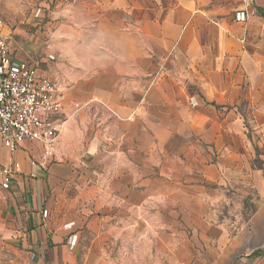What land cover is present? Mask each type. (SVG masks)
Instances as JSON below:
<instances>
[{"label":"crops","instance_id":"crops-1","mask_svg":"<svg viewBox=\"0 0 264 264\" xmlns=\"http://www.w3.org/2000/svg\"><path fill=\"white\" fill-rule=\"evenodd\" d=\"M145 1L56 0L49 28L52 59L48 69L39 66L31 55L34 51L14 48L9 41L11 52L36 64L41 75L62 82L64 116L74 107V94H98L123 115L132 111L163 112L166 119L179 120L187 128V161L182 166H166L148 158L146 166L134 167L127 156H131L132 148H124L123 143L137 141V128L142 125L138 116L122 123L132 130H118L113 147L105 145L109 132L81 137L84 153L99 149L98 157L106 158L108 150L114 148L122 159L113 178L107 181L100 174L90 188L93 194L88 195V206L98 208V212L109 208L114 213L113 222L106 215L88 219V230L94 231L89 240L92 235L99 241L97 247L89 243L90 255L96 248L102 254V243L112 235L121 240L132 238L140 230L139 223L152 242L154 221L139 211L145 205L177 207L184 215L185 207L193 205L195 242H179L186 238L184 220L179 221V229L163 225V247L187 256L188 262L179 259L178 264H234L236 255L264 249V155L260 154L262 167L252 166L249 147L237 144L245 138L240 113L244 108L259 134L260 145H264V0H172L164 9L153 6V0L149 5ZM252 7L258 9L256 16L249 15L245 21L235 19L238 10L249 12ZM94 81L98 86H87ZM195 101L198 103L193 105ZM154 115L147 117L153 122ZM146 123L147 141L153 144V151L155 143L166 142L168 136L156 133L154 123ZM76 124L72 118L63 117L54 143L57 162L47 178L56 190L66 175L61 170L62 162L79 147L72 145L80 140L72 134ZM38 150H42L39 142L23 144L18 153L21 170L11 188L3 189L10 195L4 208L15 223L11 232L34 252L47 250L48 242L63 243L65 234L59 232L62 220L58 212L61 204L69 202L46 198L49 191L44 166L29 162L30 155ZM11 161L0 143V167ZM227 182L236 192H256V210L249 218L218 214L214 188ZM109 191L115 193L113 198H109ZM207 198L211 201L209 213L203 210ZM66 224H62L63 229H67ZM172 239L178 243H171ZM59 249L67 255L66 246L49 251ZM238 264H264V253L241 259Z\"/></svg>","mask_w":264,"mask_h":264},{"label":"rangeland","instance_id":"rangeland-1","mask_svg":"<svg viewBox=\"0 0 264 264\" xmlns=\"http://www.w3.org/2000/svg\"><path fill=\"white\" fill-rule=\"evenodd\" d=\"M153 1V6L155 5L158 9H164L170 6L172 2V0ZM145 2H149L147 3V5H149L152 3V0H146ZM55 4L56 0H0V19L2 20V24L0 25L1 33L9 39L8 41H11L10 43L14 48L22 51L26 49L34 51L35 54L31 53V55L44 70L48 69V62L52 59L49 55L51 52L49 28L51 12ZM37 10H40L38 15ZM87 86H98V82H89ZM71 99H73V103H79L80 107L77 110L73 107V109L68 110L67 115L63 117L64 120L72 118L77 122L73 127L72 134L76 137H80V140L72 143V145H78L79 147L74 149V153L71 152V155L62 162L64 166L61 167V170L64 171L66 175L64 176L65 179L62 181L63 184L61 183L59 190H56L54 187L52 188L48 184L49 175L52 173V166L57 162L55 159V150L54 155L42 168L46 178L48 177L46 179V187L48 188L49 195L46 196V198L55 201H58V199L69 201L67 204H61L58 212L59 218L62 220L59 225V232L65 234L63 243L54 244L48 242L47 250H37V252L26 249L22 245L21 237L11 232L15 223L13 224V222L8 219V211L4 208V202L6 199L10 198V195L8 196V192L3 190L0 185V264H94L99 262H106L108 264H178L181 261L179 259H185V261L188 262L187 256L174 254L173 251H176V249L171 248L168 250L163 247L164 239L161 230L164 229V224L171 225L174 229H179L181 228L179 221L183 222L185 220L183 230L186 232V238L181 239L179 242H195V239L192 238L194 235L193 227L196 225V212L193 205L185 207V215L184 212L179 213V208L177 207L160 208L145 205L142 210L139 211L140 214L148 216L154 221L155 235L152 242L150 238L149 240L146 239L145 228L139 223L138 226L140 230L138 233H134L132 238L126 236V240H121L116 239L115 236L112 235L102 243L104 248L102 254L98 253L97 248L94 254L90 255L88 253L90 242H94L96 247L99 243L96 238H92V235L91 240H89L90 232L93 230H88V219L93 216L104 217V215H106L110 216V221H114V213L110 212L109 208L106 210L103 208L101 212H98V208L88 206V195L93 194V190H90V188L98 181L100 174L101 177H106L107 181L111 179V177L113 178L115 169L121 168L122 159H119L118 155L113 152L114 148L108 150V153L105 154L107 155L106 158L98 157L99 149H97L95 153H84L82 151L83 144L79 143L83 135L89 136L91 134L92 137H95L98 133L103 134L109 132L105 145H107V147H113L116 144L115 135L118 130H122V128L125 132H130L132 130L130 125L122 126V123L132 121L138 116L140 120L139 124L142 125H139L137 128V141L123 143L124 148H132L131 156L129 153L127 156H129V159L133 160L134 167L146 166L148 158H154L155 161L159 160L161 164L165 162L166 166H182L185 165L187 161L186 158H184V148L187 144V128L182 126L179 120L176 122L174 119H166L163 116V112L132 111L128 115H123L112 103L106 101L103 96L98 94L85 95L76 93ZM107 106L116 110L119 116L109 111ZM153 113L155 114V119L152 122L151 119H148L147 115ZM240 113L243 115L242 127L245 138L243 137V143L238 141L237 144L241 146V148L247 145L252 155L249 159L250 165L261 167L263 166V161L260 154L264 155V145H260L258 138L259 134L256 128L252 126L247 111L243 108L240 110ZM177 115L178 113H176V116ZM159 116L161 118H159ZM147 120L149 123H154L156 125V127H154L156 133L168 136L166 142L155 143V149L153 151V144L147 141ZM105 127L108 128L106 129ZM100 130L103 132H100ZM110 136L113 138H110ZM205 145L206 144H204V146ZM41 151L38 150L33 153V156L30 155L29 162L31 163ZM36 165L39 166L38 163ZM103 173L107 175L104 176L102 175ZM225 184H228V186ZM248 186L250 187V185ZM233 188L234 187L230 186L228 182L221 186H215V197L217 198L215 201L219 202L218 214L221 216L230 215L233 217L234 215H242L243 218H249L256 210V192L247 190L246 192L248 193L236 192ZM108 194L109 198H113L115 195L113 191H109ZM140 198H142V196H140ZM206 205V207H203V210L209 213L211 205L210 198H207ZM65 222L68 223L65 225L67 229L62 228V224ZM95 224L98 226L99 223ZM68 225H71V227H68ZM181 226L183 225L181 224ZM165 229L169 231L170 228L167 227ZM214 232H218L217 229L214 230ZM71 233L77 235V243L74 246H71L68 242L69 240H67ZM152 243L154 247L153 253L150 252ZM171 243H178V240L172 239ZM64 246H66L68 250L67 255L61 249L57 252L54 250L51 252L49 251V249L53 247ZM38 247H41V244H39ZM262 250L264 249H257L249 255H246L245 252L238 254L235 256L234 264H238V261L241 259L256 258L257 256L253 255L254 252ZM167 251L170 253L168 254ZM38 252L41 253L39 254Z\"/></svg>","mask_w":264,"mask_h":264},{"label":"built area","instance_id":"built-area-1","mask_svg":"<svg viewBox=\"0 0 264 264\" xmlns=\"http://www.w3.org/2000/svg\"><path fill=\"white\" fill-rule=\"evenodd\" d=\"M40 10H37V15ZM258 9L249 12L238 10L237 21H245L248 16H256ZM2 20L0 19V25ZM62 82L39 73L36 64L26 59H18L11 52L8 38L0 30V143L8 150L12 161L0 167V185L10 189L13 179L21 170L18 153L27 141L42 144V151L31 161L44 166L54 155V143L61 132L65 104ZM198 102H193L196 105ZM79 109V103L74 104ZM109 111L119 113L107 106ZM48 211L45 210L46 216ZM71 227V225H68ZM69 243H77V235L70 236Z\"/></svg>","mask_w":264,"mask_h":264},{"label":"trees","instance_id":"trees-1","mask_svg":"<svg viewBox=\"0 0 264 264\" xmlns=\"http://www.w3.org/2000/svg\"><path fill=\"white\" fill-rule=\"evenodd\" d=\"M262 167V166H261ZM264 253V250L262 251H258V252H254V256H259V255H262Z\"/></svg>","mask_w":264,"mask_h":264}]
</instances>
